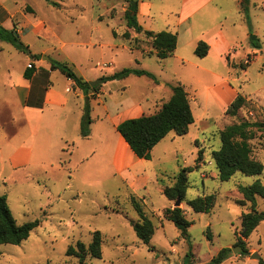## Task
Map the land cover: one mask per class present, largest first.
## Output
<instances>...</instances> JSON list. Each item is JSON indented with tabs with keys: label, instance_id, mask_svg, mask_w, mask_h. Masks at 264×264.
Wrapping results in <instances>:
<instances>
[{
	"label": "rangeland",
	"instance_id": "obj_1",
	"mask_svg": "<svg viewBox=\"0 0 264 264\" xmlns=\"http://www.w3.org/2000/svg\"><path fill=\"white\" fill-rule=\"evenodd\" d=\"M0 1L18 13L15 20H21V39L30 49L19 50L0 39V194L7 196L18 223L40 220L22 243L0 244V264H80L79 258L67 255V250L78 240L90 245L96 230L104 238L103 256L89 255L87 264H205L223 248H231V252L221 264H262L264 220L244 238L248 254L233 249L241 246L237 245L242 236L240 216L252 209L250 202L245 206L238 203L242 197L238 186L258 178L264 182V172H236L222 181L212 153L220 148V131L228 124L241 120L264 123L263 0H248L247 10L236 0H214L195 12L190 30H186L188 24L180 25L183 0H137L138 20L143 27L177 33L178 42L185 44L179 51L187 59L184 64L174 56L160 59L147 54L152 48L149 39L127 25L125 11L130 0ZM144 5L147 11L150 9L148 14L143 12ZM24 15L35 22L43 20L46 29L33 33L22 20ZM215 28H222L233 46L229 53V83L248 99L236 116L226 114L227 108L222 110L205 89L218 79L199 77L195 65L214 64L222 76L228 74V68L213 59V52L204 57L194 52L198 41L205 40L201 36ZM126 31L130 38L124 36ZM250 33L260 39V48L250 46ZM81 41L88 43L79 44ZM51 60L67 63L79 76L85 74L89 83L107 79L100 83L104 92L90 95L87 100L85 90L79 86L76 90L85 99L75 96L74 90L66 92L73 79L59 69L51 70V88L70 99L71 109L82 102L83 118L89 104L90 134L92 128L104 130L108 140L114 142L115 135H110L114 131L112 117L139 102L144 114L156 111L163 101L157 105L154 101L170 95V84H160L164 80L181 81L189 88L191 100L198 95V103L192 101L198 125L184 135L169 133L166 144L157 148L152 160L135 165L131 173L116 171L114 149L109 146L87 155L92 146L99 147L107 139L100 133L91 138H82L79 130L75 133L76 112L68 111L65 137L61 136L60 106L38 107L26 101L28 64L38 69L49 66ZM105 62L110 64L108 68L102 67ZM127 67L148 70L156 79L136 74L109 79ZM251 145L253 155L264 163V128H254ZM200 149L202 160L196 167ZM182 167H193L188 174L186 199L180 201L187 217L194 221L186 235L164 216V210L177 203L163 193L164 183L173 184ZM132 181L135 186H131ZM209 193L216 194L210 212H196L188 204L189 199ZM132 194L142 200L155 224L150 244L154 249L137 236L131 224V220L138 219ZM257 209L264 211L261 196L257 197ZM254 252L260 258H252Z\"/></svg>",
	"mask_w": 264,
	"mask_h": 264
},
{
	"label": "trees",
	"instance_id": "obj_2",
	"mask_svg": "<svg viewBox=\"0 0 264 264\" xmlns=\"http://www.w3.org/2000/svg\"><path fill=\"white\" fill-rule=\"evenodd\" d=\"M248 0H243L242 7L247 10ZM138 1L130 0L129 6L125 11L127 25L138 33L143 32L149 39L152 48L147 52L149 55H156L160 59L171 56L177 48V33L170 30L154 31L145 29L138 20ZM115 34L116 31H114ZM126 38H130V32L124 33ZM250 46L260 48V39L254 33H250ZM0 39L13 43L19 50L30 52L16 28H7L0 25ZM210 45L205 40H200L195 48V54L204 57L208 54ZM37 56V55H36ZM39 58V57H38ZM51 68L59 69L68 77L73 79L77 86L83 88L86 92V99H89V92H97L101 84L91 86L90 83L79 76L67 63L51 60ZM245 69L246 66L242 65ZM36 67H27L25 77L31 79L36 72ZM130 74L146 75L156 79L155 75L145 69L127 67L116 72L109 79L127 77ZM107 79L103 78L102 82ZM171 97L164 101L160 108L151 114H143L137 117H131L123 120L117 125V130L127 141L133 152L139 158L151 159L153 148L165 138L171 131L178 135H184L189 132L191 124L195 117L191 106L190 96L185 86L181 82L172 85ZM248 103V99L239 93L226 109V114L236 116L241 108ZM92 118L90 106L87 103L85 113L81 120V135L87 137L90 135V124ZM264 128V123L259 121L241 120L228 124L220 131L221 146L212 153L213 159L219 170V178L227 181L233 177L236 172H242L246 175H261L264 172V163L253 155L251 139L254 137V128ZM64 150H67L65 148ZM202 160V149L199 150L198 163ZM193 167H182L180 172L175 175L173 184L164 183L163 193L171 200L186 199L189 188V172ZM238 191L242 197L238 203L245 206L251 203L252 209L242 212V236H239L237 245L241 244L242 254H248L249 249L244 238H248L251 233L264 220V211L257 209V197L264 198V182L261 178L256 179L248 185H239ZM131 201L138 213V219L131 220V224L137 236L150 249H154L151 240L155 234V224L143 205L142 200L135 194L131 195ZM188 204L196 212H210L216 204V194L209 193L199 195L188 200ZM166 219L171 220L186 235L189 227L193 224L185 210L181 206L167 207L164 210ZM40 224V220L28 221L22 224L18 223L13 211L9 205L6 195L0 194V244H20L28 239L31 232ZM94 239L90 245L78 240L76 245H70L67 250L68 256L79 258L80 264H87L86 258L90 256L102 257V244L104 241L102 232L96 230L93 232ZM231 248H223L209 262L205 264H221L229 257ZM264 264V261H262Z\"/></svg>",
	"mask_w": 264,
	"mask_h": 264
},
{
	"label": "crops",
	"instance_id": "obj_3",
	"mask_svg": "<svg viewBox=\"0 0 264 264\" xmlns=\"http://www.w3.org/2000/svg\"><path fill=\"white\" fill-rule=\"evenodd\" d=\"M212 1L214 2V0H183L184 7H183V10L180 14V25L184 26V24H188V26L186 27V30H190L191 27L193 26L192 18L194 16L195 12L202 9L205 5H207L208 3L212 2ZM236 1L240 6H242L243 0H236ZM262 3H263L262 6L264 7V0L262 1ZM147 9H148V6L144 5L143 6V12L146 14H148L150 12V9L148 11H147ZM16 14H18L16 11L10 10L6 5L2 4L0 1V25H3V26L10 28V29L16 28V30L18 31L20 36H22L24 34V32H23V28H21L22 27L21 26V20H19V21L15 20ZM139 14H140V11H139ZM138 17H139V15H138ZM22 20L26 22L27 29L31 30L35 34L42 33L46 29V23L43 20H39V21L35 22L34 20L26 17V15H24V19H22ZM130 29H132V28H130ZM145 29H147V28H145ZM150 30H153V29H150ZM154 31H157V30H154ZM158 31H160V30H158ZM201 37H203L202 39H205V41H207L210 45V49H209V52L207 55H209L211 52H213L214 53L213 59H216V60L218 59L219 62H222L228 68V71H227L228 74H226L225 76H222L220 74V72L216 69L214 64L213 65L195 64L196 67L199 69V71H198L199 77L202 78V77L213 76L215 79H218V81L216 83H214L210 86H207L205 89H206L207 93L209 94V97L211 96L212 100H214L217 104H219L223 110V109L227 108L230 105V103L239 94V91L229 83V78L231 76V71L229 70V67H230V65H229V53L231 52V49L233 46H232V43L230 41L229 36L223 31L222 28H215L211 31H208L206 33V36H201ZM199 39L200 38H198V40ZM84 43H88V42L81 41L79 44H84ZM184 45L185 44H181L180 42H178L176 50L171 55V56H174V58L178 62H180V63L182 62L183 64L186 63L187 59L182 53H179V51L181 50V48L184 47ZM171 56H169V57H171ZM109 65L110 64L105 62L102 67L108 68ZM51 70H54L51 68V64L49 66L42 65L41 67H39L36 70L33 77L31 79H29L30 81H29L28 85L26 86L25 97H26L27 102L33 103V105H37L38 107L39 106L45 107L46 104H50L54 107L55 106L61 107V126H62V130H63V132L61 131L62 132L61 136L64 135L66 137L64 129L66 127L67 120L69 119L68 118L69 112H76L77 116L75 113V118L73 119V130L75 133H77V131L79 130L80 136L82 138H91L94 134L100 133V134L104 135L105 138L107 139V142H105V144L102 143L103 145L101 144L99 147L92 146L88 150L87 155L93 156L97 153L98 150H101V149L103 150L106 148V146H109V148L111 150L114 149L115 158H114V164L113 165L115 167V170L119 171V172H130V173H131V170L133 169V167L135 165H138L139 163H143L145 161H151L152 160V157H151V159L139 158L133 152V150L131 149V147L127 143V141L123 138V136L117 130V125L119 123H121L123 120H125L127 118H131V117L141 116L144 114V108H143V105L141 102L134 103L133 105L124 109V111L122 112L121 115H118L117 117H112L113 130L114 131L113 132L111 131L110 135L113 134V137L115 135V141L114 142L108 140V138L106 137L107 131L103 130L102 132H99V131L97 132L94 128H92V132L88 137H83L81 135L82 102H80V101L76 102L77 103V107H76L77 109H71L69 107L70 99L68 97H66L62 93V91H61V93H59L58 91L51 88V80H50ZM81 76L83 77L84 80H86L85 74H83ZM86 81H88V80H86ZM177 82H181V81H177ZM177 82H167L166 80H164V81H161L160 84H162L164 86H167V84H170V87H171L172 85L176 84ZM162 85L160 86V88L164 87ZM183 85L185 86L186 90L189 93L190 92L189 88L185 84H183ZM77 87L78 86L76 85L75 81L72 80L71 84H69L66 87L65 91L66 92H72L74 90L75 96H78L81 99H83V98L85 99V95L82 93H79V91L76 90L78 88L79 89H81V88L80 87L77 88ZM103 88H104L103 86H100V88L97 92L91 91V92H89V95H91L92 97H96L98 95V93L104 92ZM172 92L173 91H172V87H171L170 90L167 92L170 94V95L167 94V95H169V98L171 97ZM163 99H165V98L164 97H158L154 102L157 105L158 102H161V101L164 102V101L168 100V99H165V100H163ZM194 99L193 100L190 99L191 106H192V101H197L196 99H198V95H195ZM197 103H198V101H197ZM123 105L124 104L122 103L121 106H123ZM207 106H204V108L209 109ZM104 108L106 110L107 116L110 115L108 105L105 104ZM70 110H72V111H70ZM192 110H193V107H192ZM156 111H154V112H156ZM194 117H195V121L193 124H191L190 129L193 125H196V126L198 125L199 119H196L195 113H194ZM109 118H111V117H109ZM190 129H189V131H190ZM171 132H174V131H171ZM110 135H109V137H110ZM165 138H163L153 148L152 156L154 155V152L157 150V148H159L162 144H166ZM22 148H25V147L23 146ZM135 185H136V182L132 181L131 186H135Z\"/></svg>",
	"mask_w": 264,
	"mask_h": 264
},
{
	"label": "water",
	"instance_id": "obj_4",
	"mask_svg": "<svg viewBox=\"0 0 264 264\" xmlns=\"http://www.w3.org/2000/svg\"><path fill=\"white\" fill-rule=\"evenodd\" d=\"M134 1H137V0H134ZM102 81H103L102 79H99L97 81H92V82H90V85L95 86V85L102 83ZM180 201H181V199H177V203L175 204V206H180V204H181ZM233 250H234V252H236L238 250L243 251V248L241 246H235ZM251 257L252 258H255V257L260 258V255H259V253L254 252L251 254Z\"/></svg>",
	"mask_w": 264,
	"mask_h": 264
},
{
	"label": "built area",
	"instance_id": "obj_5",
	"mask_svg": "<svg viewBox=\"0 0 264 264\" xmlns=\"http://www.w3.org/2000/svg\"><path fill=\"white\" fill-rule=\"evenodd\" d=\"M248 62V61H247ZM28 67H32V63H29Z\"/></svg>",
	"mask_w": 264,
	"mask_h": 264
}]
</instances>
